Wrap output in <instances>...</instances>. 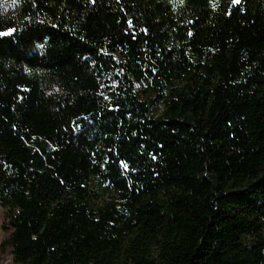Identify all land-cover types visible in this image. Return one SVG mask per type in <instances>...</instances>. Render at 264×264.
Segmentation results:
<instances>
[{
    "label": "trees",
    "instance_id": "trees-1",
    "mask_svg": "<svg viewBox=\"0 0 264 264\" xmlns=\"http://www.w3.org/2000/svg\"><path fill=\"white\" fill-rule=\"evenodd\" d=\"M0 33L3 252L264 264V0H0Z\"/></svg>",
    "mask_w": 264,
    "mask_h": 264
},
{
    "label": "rangeland",
    "instance_id": "rangeland-1",
    "mask_svg": "<svg viewBox=\"0 0 264 264\" xmlns=\"http://www.w3.org/2000/svg\"><path fill=\"white\" fill-rule=\"evenodd\" d=\"M8 236V224L6 221V209L0 205V264H17L14 261L12 249L5 252L1 250V244Z\"/></svg>",
    "mask_w": 264,
    "mask_h": 264
},
{
    "label": "snow or ice",
    "instance_id": "snow-or-ice-1",
    "mask_svg": "<svg viewBox=\"0 0 264 264\" xmlns=\"http://www.w3.org/2000/svg\"><path fill=\"white\" fill-rule=\"evenodd\" d=\"M181 2H182V0H181ZM233 2H234V3H238V0H233ZM11 31H13V30L9 29V33H10ZM4 34H5V33H0V35H4Z\"/></svg>",
    "mask_w": 264,
    "mask_h": 264
}]
</instances>
